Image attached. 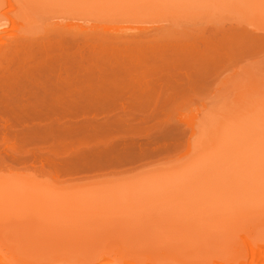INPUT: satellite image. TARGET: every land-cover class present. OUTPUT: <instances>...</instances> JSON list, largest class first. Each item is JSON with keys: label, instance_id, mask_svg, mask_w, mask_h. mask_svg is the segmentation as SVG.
Returning a JSON list of instances; mask_svg holds the SVG:
<instances>
[{"label": "rangeland", "instance_id": "obj_1", "mask_svg": "<svg viewBox=\"0 0 264 264\" xmlns=\"http://www.w3.org/2000/svg\"><path fill=\"white\" fill-rule=\"evenodd\" d=\"M102 26L106 35L137 33L139 44L143 35L190 34L196 47L182 43L192 61L220 59L195 101L177 108L178 137L164 151L92 173L0 166V264H262L264 0H0V30L10 39L50 45ZM199 40L209 44L200 43L203 52ZM174 51L171 58L183 55Z\"/></svg>", "mask_w": 264, "mask_h": 264}, {"label": "bare ground", "instance_id": "obj_2", "mask_svg": "<svg viewBox=\"0 0 264 264\" xmlns=\"http://www.w3.org/2000/svg\"><path fill=\"white\" fill-rule=\"evenodd\" d=\"M108 28L102 26V29L98 28L99 32L93 27L86 28L88 31L93 29L97 35L100 34L97 38L93 37V30L88 33L80 28L79 33L74 29L71 31L75 34L67 32L71 35L66 36V40L65 38L64 41L54 39L55 43L45 44L47 46L41 43L40 45L33 43V45L27 43L26 39L18 41L17 36H13L16 37L15 39L13 37L10 39L11 36L9 38L6 36L9 30L7 32H5L6 29L5 31L0 30V166L27 163L30 166L35 165L36 167L37 165L38 168H49V170L52 167V169L57 168L63 172L66 170L92 173L125 163L131 164L138 159L164 151L175 144L178 136L176 137V129L172 123L175 119L171 118L176 110L179 111L178 107L195 101L198 82L200 80L204 82L202 78L207 76L209 64L214 61L216 63L220 57L212 60L214 57L208 56L209 60H205L199 55L200 60L199 58L197 60L195 55V62L192 61L194 56L187 55L185 52V47L189 46L182 43L183 40L184 42L185 40L186 42L191 41L190 34L188 39L185 36L168 34L170 38L165 36L167 33H161L164 37L157 39L165 40L167 45L163 41L165 44L160 46L162 41L160 42L155 37L154 40L152 37V39L144 38L143 33L140 38L143 41L140 44H143L140 45L137 39L139 34L136 33L138 37L135 36L136 40H134L131 34L127 37L111 31L117 35L110 34L112 36L110 37ZM105 29L109 32V36L106 35L107 32H104ZM82 30L85 32L81 33ZM101 31L104 36L101 35ZM58 34L55 35L58 36ZM179 37L180 40L185 37L178 42L183 44V46L178 44L181 48L176 41ZM131 39L135 42L134 44ZM148 41L151 42L153 48L150 47ZM168 41H173V44L176 42L172 46L174 49H170L172 42ZM193 42L196 41L193 40ZM206 42H203L204 46L209 45ZM216 42L219 43L218 40ZM136 43L138 46L135 45ZM144 44L149 46H146L148 49L144 47ZM191 44L189 42V45ZM192 45L191 47H196L195 44V46ZM200 45L202 48L203 45ZM134 47L137 50L140 48L139 52L132 51L135 50ZM159 47H165L168 50L160 48L159 53ZM178 47L181 50L184 48L183 51L178 50ZM189 48L187 51L190 50ZM211 48L213 47H210V50ZM172 50L177 51L178 54L180 52L179 55L183 53L182 57L175 58L173 55L171 58ZM191 50L188 54L194 53V50ZM52 51L55 53H52L53 56L56 57L49 54L50 58H44L43 55L47 57V54ZM55 51L60 53L56 55ZM205 51L207 58L209 54L207 50ZM154 52L159 53L157 55L161 60ZM152 54L155 55L156 60L166 65L158 62V65L160 63L158 67L157 61L154 60L156 69L155 67L149 69L148 64L151 59H154ZM146 55H148L147 59ZM66 56L69 58L68 61L65 59ZM161 56L170 57L172 60L170 58L169 61L167 58L165 60ZM188 56H191V63ZM173 58L178 62H175ZM182 61L185 64L189 61L190 64L185 66ZM193 62L195 66H199V70L195 68L197 73L195 66L188 69ZM121 63H123L122 67ZM150 63L154 66L153 61ZM180 63L184 66V70L187 67L188 71L182 70ZM139 64L141 66L144 64L142 67L147 64L146 69L149 71L136 72L137 69L142 70ZM99 65L104 68L96 72L91 71V69H99ZM115 65L119 70L125 66V70L117 71L114 68ZM84 69L86 73L81 74ZM193 69L194 72L191 71ZM199 99L202 100V97ZM183 119L180 121L185 122ZM30 120L33 122H28Z\"/></svg>", "mask_w": 264, "mask_h": 264}]
</instances>
